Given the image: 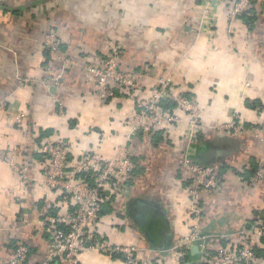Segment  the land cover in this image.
Returning a JSON list of instances; mask_svg holds the SVG:
<instances>
[{
  "label": "crops",
  "instance_id": "1",
  "mask_svg": "<svg viewBox=\"0 0 264 264\" xmlns=\"http://www.w3.org/2000/svg\"><path fill=\"white\" fill-rule=\"evenodd\" d=\"M201 6L202 0H0V264L19 243L27 246L31 263L43 261L47 251L38 212L46 201L61 199L38 182L37 149L45 138L66 144L71 162L87 153L112 158L123 149L137 160L139 173L112 199L113 210L103 213L97 232L114 244L135 247L137 258L152 264L199 259L195 246L180 247L192 223L181 170L188 154L218 169L220 188L203 195L199 220L210 248L234 247L238 233L264 216V4L252 31L236 19L231 33L227 10L219 4L213 5V27L203 30ZM51 30L62 56L51 61L50 76L61 78L47 87L42 42ZM114 50L122 70L139 74L142 96L168 79L195 100L197 137L189 139L188 118L181 112L180 123L160 129L158 143L146 133L132 134L134 102L121 94L99 98L87 70ZM59 102L63 114L56 111ZM20 113L25 128L16 124ZM234 115L247 127L238 136L224 135L222 128ZM41 135L46 136L38 142ZM7 153L37 180L21 184L3 161ZM252 164L259 169L247 182L243 176ZM258 172L262 177L252 185ZM78 258L79 264H124L93 250Z\"/></svg>",
  "mask_w": 264,
  "mask_h": 264
},
{
  "label": "built area",
  "instance_id": "2",
  "mask_svg": "<svg viewBox=\"0 0 264 264\" xmlns=\"http://www.w3.org/2000/svg\"><path fill=\"white\" fill-rule=\"evenodd\" d=\"M225 6L228 16V29L233 30V22L250 9L264 4V0H202L200 26L203 30L213 27V5ZM242 21V20H241ZM43 52L46 51L49 60L44 61L49 75L42 80L44 86H57L61 74L50 76L51 61L62 56L61 42L57 34L51 30L42 42ZM68 61L65 66L70 65ZM93 76L96 95L102 100L114 96V89H119L124 96L132 100L136 106L132 119V134L142 131L150 133L154 129L164 128L180 123L178 112L188 118L187 127L189 139L197 137L200 127V114L195 100L186 97L185 92H177L170 80L160 81L157 88L150 90L146 97L141 95L139 74L132 70H122L119 66L118 53L114 51L87 67ZM55 88V87H54ZM170 100L175 103L172 113L163 109L161 102ZM63 103L59 102L56 111L63 114ZM175 112V113H174ZM177 112V113H176ZM26 116L20 113L16 124L25 128ZM245 130L242 119L232 116L223 126L222 133L227 136H238ZM37 153L42 157V183L49 191L58 194L61 199L60 208L51 201L42 204L38 212L36 225L47 235L48 244L44 259L38 263L29 261L27 246L19 244L9 260L2 264H52L60 261L65 264H79V255L87 250L100 252L111 259H118L124 264H152L136 256L133 246H120L103 238L97 232L100 212L104 202H111L122 190L125 182L131 178L134 163L126 149L107 158L96 153H87L74 162L70 161L68 146L53 142L48 138L41 141ZM3 161L9 165L21 184L27 185L37 179L27 174L25 164L17 161L12 154L7 153ZM181 169L192 182L186 189L187 211L192 223L180 247L188 249L195 246L198 249V264H256V249L264 250V216L257 224L238 233L236 245L210 248L206 236L201 232L199 220L202 216V198L207 192H216L219 187L218 169L191 161L185 156ZM262 177L258 172L250 180L256 184ZM58 209L55 214L54 210Z\"/></svg>",
  "mask_w": 264,
  "mask_h": 264
},
{
  "label": "trees",
  "instance_id": "3",
  "mask_svg": "<svg viewBox=\"0 0 264 264\" xmlns=\"http://www.w3.org/2000/svg\"><path fill=\"white\" fill-rule=\"evenodd\" d=\"M14 13H17L16 11H14ZM257 17H258V14H257V11L254 9V8H252V9H250L248 12H246V13H244L243 15H241L240 16V18H241V20H242V22L246 25V27H247V29H248V31H252L253 30V27H254V25H255V22H256V20H257ZM61 51H62V45H61ZM43 54H44V58H45V60H46V62L49 60V56H48V54H47V52L46 51H44L43 52ZM105 55H101L100 57H104ZM46 63H44V65H45ZM113 92H114V95L115 94H121V95H123V93H121L120 92V90L119 89H114L113 90ZM186 97H188V98H192V97H190V95L189 94H187V93H185L184 94ZM257 103V102H256ZM246 105H248V106H251V107H254L255 106V102H252L251 104H248V101L246 102ZM161 106H162V108L163 109H169L170 111H172V113H173V111H174V109H175V103L173 102V101H170V100H165V101H162L161 102ZM258 107H261V106H258ZM137 109V108H136ZM259 111V110H258ZM175 113V112H174ZM177 113V112H176ZM244 126H246L247 127V125H244ZM136 135L138 136V137H143V136H145V137H147V135L151 138V140H152V142L154 143V142H160V141H162L163 140V131L162 130H160V129H154V130H152L149 134L147 133V135H145L142 131H138V132H136ZM43 136H46V135H43ZM42 135L39 137V139H37V141L39 142L41 139H42V137H43ZM44 138V137H43ZM188 156V158L191 160V161H195L194 160V156L192 155V154H188L187 155ZM37 158L39 159V160H41L42 161V157H41V155H39V154H37ZM132 159V161H133V163H134V169L132 170V173H131V178H132V180L130 179V180H128L129 182H128V184H131L132 183V181H133V177H136V175L139 173V168H138V165H137V160L134 158V157H132L131 158ZM196 162V161H195ZM202 164V163H201ZM251 168L250 169H248V170H246V173L244 174L245 175V177L243 176V178L245 179V180H247V182H249V179H250V177L251 176H253L255 173H256V171H257V169H259L255 164H252V166H250ZM138 168V169H137ZM182 170V169H181ZM186 179H187V182L185 183L186 184V187H188L189 185H190V183L192 182V180H190V177H188V176H186ZM112 201V200H111ZM53 204H55V205H57V208L59 209L60 208V202L57 204V203H53ZM112 204H111V202L109 203V204H107L106 206H103L102 207V209H101V212H100V216H102L103 215V213L105 214V213H108L109 211L111 212L112 210H113V208H112V206H111ZM55 209L54 210V212H55V214L57 213V211H58V209ZM20 244V243H19ZM19 244H16L15 246H14V248L13 249H11L12 251H14L15 250V248L19 245ZM22 244V243H21ZM256 255H257V257L258 258H264V250H263V248H258V249H256ZM189 256V254H187V257ZM189 259H190V256H189ZM52 264H54V263H52Z\"/></svg>",
  "mask_w": 264,
  "mask_h": 264
},
{
  "label": "water",
  "instance_id": "4",
  "mask_svg": "<svg viewBox=\"0 0 264 264\" xmlns=\"http://www.w3.org/2000/svg\"><path fill=\"white\" fill-rule=\"evenodd\" d=\"M145 235H146L147 240H148L151 244H153V240H152V238H150V235L148 234V232H146ZM195 248L197 249V247H195ZM197 251H198V249H197ZM194 264H198V261L195 260Z\"/></svg>",
  "mask_w": 264,
  "mask_h": 264
}]
</instances>
